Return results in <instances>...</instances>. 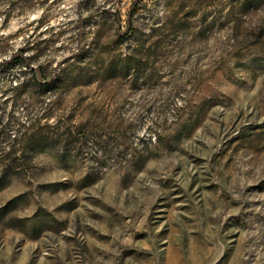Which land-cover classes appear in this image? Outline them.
<instances>
[{
  "label": "rangeland",
  "instance_id": "obj_1",
  "mask_svg": "<svg viewBox=\"0 0 264 264\" xmlns=\"http://www.w3.org/2000/svg\"><path fill=\"white\" fill-rule=\"evenodd\" d=\"M133 1L1 0L0 264H264V0Z\"/></svg>",
  "mask_w": 264,
  "mask_h": 264
},
{
  "label": "trees",
  "instance_id": "obj_2",
  "mask_svg": "<svg viewBox=\"0 0 264 264\" xmlns=\"http://www.w3.org/2000/svg\"><path fill=\"white\" fill-rule=\"evenodd\" d=\"M138 2L139 0H134L130 5V10H129V13L127 14V19H126L127 27L131 26V19H132L131 11L137 6ZM13 3L10 6H8V8L4 11V15H5L4 24L5 25L7 24V21H6L7 16L11 15L14 11L21 9L22 7H28L31 3V0H24V1L20 0V6L18 8L16 6L17 4H13ZM0 7H1V3H0ZM24 54L25 53L23 51L14 53L9 59V63L13 64L16 61H19L27 67L30 66L28 58Z\"/></svg>",
  "mask_w": 264,
  "mask_h": 264
}]
</instances>
